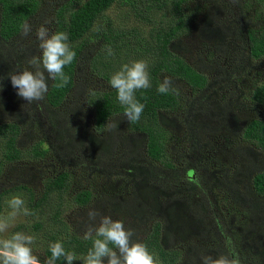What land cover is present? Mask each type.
<instances>
[{
    "label": "trees",
    "instance_id": "obj_1",
    "mask_svg": "<svg viewBox=\"0 0 264 264\" xmlns=\"http://www.w3.org/2000/svg\"><path fill=\"white\" fill-rule=\"evenodd\" d=\"M37 20L49 35L67 32L77 55L64 69L67 87L48 80L43 139L22 149L20 126L0 123V175L7 168L23 180L10 191L23 193L34 213L16 231L34 235L45 259L61 240L79 258L73 264H84L88 225L109 215L160 264H184L185 256L202 264L203 255L228 254L227 241L241 263L264 264V169L241 158L260 162L257 153L264 154V0H0L1 82L24 70L17 38L25 24L37 30ZM140 59L149 63L152 86L135 93L145 108L130 123L110 78ZM165 77L202 99L159 93ZM72 96L84 102L91 126L74 125L73 116L64 127L55 118ZM184 155L187 172L177 166ZM44 159L55 172L37 176L50 171ZM241 171L250 175L242 180ZM192 173L195 180L187 179ZM36 181L38 193L28 187ZM184 181L172 198L164 194L166 184ZM91 209L100 213L94 222Z\"/></svg>",
    "mask_w": 264,
    "mask_h": 264
},
{
    "label": "clouds",
    "instance_id": "obj_2",
    "mask_svg": "<svg viewBox=\"0 0 264 264\" xmlns=\"http://www.w3.org/2000/svg\"><path fill=\"white\" fill-rule=\"evenodd\" d=\"M31 26L25 24L23 32L27 35ZM40 41L39 48L42 55L33 56L28 64L34 70L25 69L10 75L11 84L16 88L17 95L31 103L41 101L48 92V80L58 81L56 88L67 87L71 77L64 69L76 59V51L69 43V34L57 31L49 35V30L41 26L36 31ZM110 46L107 55H113ZM47 73V76L45 75ZM110 85L117 92L119 103L124 106V117L132 122H138L144 111L145 105L137 100L135 93L141 89H149L151 78L147 60H134L125 63L120 70L110 78ZM157 91L161 94L175 93L179 95L171 78L165 77L158 85ZM117 128V124L110 126ZM11 209L5 215H0V264H41L40 259L33 253V244L36 237L24 232L16 231L9 234L15 226L18 216H31L34 213L26 206L22 193L13 194L7 201ZM100 213L91 209L88 212L90 221H96ZM134 231L125 228L122 220H113L110 216H100L99 223H90L84 233V240H91L92 246L88 249L84 264H160L158 256L150 252L143 242L133 241ZM228 254L216 257L203 255L202 264H241L239 256L232 251L231 241H227ZM51 256L44 264H56L61 258L66 264H73L79 258L73 251L65 248L64 242L57 240L49 245Z\"/></svg>",
    "mask_w": 264,
    "mask_h": 264
},
{
    "label": "rangeland",
    "instance_id": "obj_3",
    "mask_svg": "<svg viewBox=\"0 0 264 264\" xmlns=\"http://www.w3.org/2000/svg\"><path fill=\"white\" fill-rule=\"evenodd\" d=\"M46 18L47 17H43L41 20H43V19L45 20ZM41 20H37L38 22L36 21V23L34 22L33 26H35V24H37L36 25L37 28L44 26L48 29L47 25L41 24V22H40ZM31 29L32 30L27 35H25L24 32H22L20 37L17 38V39H19V43H20L18 49L21 50L24 54H26V57H24L23 60L20 62V65L24 68V70L25 69L34 70L28 64V61L33 56L39 57V52H40V48H39L40 41L37 39V36H36L37 30L33 29L32 26H31ZM45 75L47 76V73H45ZM174 85L177 88H179V95H177V96H184V98H188V99L190 97L201 98L199 96H202V94L193 93V90H191L190 88H188L185 85H181L179 83H174ZM17 91L18 90L12 86L11 81H9V77L6 78V80L4 82L0 81V123H11V124L20 126L21 135H20V139H19V144H20V147L22 149H24V148L32 147V145L34 143H37L41 140V136L43 139L47 135L48 131L46 132V130H50L49 115H48V112L46 111V109L43 108L41 101H33L31 103H28V101H26L25 99H23L22 97L17 95ZM205 94L207 95L208 93H205ZM201 99L199 101H202ZM40 105H41V107H40V109H38L37 106H40ZM75 108L77 109L78 112L73 111V109H75ZM85 110H86V107H84V102L81 100V98L79 97V99H78L77 97L72 96V97L67 99L66 103L64 104V106L62 108L56 110L55 118L57 117L60 125L64 126V127L69 126L68 121L70 122L71 118H73L72 120L74 122V117L76 119L74 125L77 124L76 126H78V127L84 126L88 123V120L86 119V116H85V112H86ZM174 113L177 114V112H174ZM88 126H91V124L88 123ZM225 126L228 127V129L231 128V122H229V120H227V119H226V125ZM213 134H215V133H213ZM42 147L45 148L44 145H42ZM241 150H244V149H241ZM257 154L261 158V160L259 159L260 162L250 161V160H252L251 156H249L247 154H244V155L240 154V155L242 158V162H244L245 165L250 162L247 165L248 168H252L251 167L252 164H254V165L257 164L259 166V168L264 169V167H263L264 166V154H262V153H257ZM198 158H199V156L195 155V158H193L192 160L197 161ZM45 160L46 159H44V163H45L44 169H50V171L49 172H43V171L39 170L37 173V176H41L42 174H53V172H55L54 166L49 165L50 161H48V160L45 161ZM82 160H87V159H82ZM188 160H189V157L187 155L182 156L180 158V160L177 162L178 168H185L186 172H187ZM261 161L263 163H261ZM38 163H40V162H38ZM35 164H37V163H35ZM85 164L86 163H84V162L82 163V165H85ZM41 165H42V163L37 164L36 168H39ZM6 169L7 168H5L4 172L0 175V192H4L3 197H2L1 206H0V215H5V214H7V212L11 211V209L8 207L7 201L12 197L13 194L21 193L20 191L11 192L10 191L11 187H13L15 182L23 183L22 182L23 180L21 181L20 177H18V176L13 177L12 172L11 171L9 172ZM35 170H38V169H35ZM246 175L249 176L250 174L242 173V171H241L240 178L242 180H245L247 177ZM194 178H195L194 173L191 174V178L187 177V179H189V180H195ZM185 183H186V181L172 183V184H166L165 186H163L162 189H163V192L166 196L172 198L176 194V193L172 194V192L176 191L178 188L185 186ZM112 186H113V184H112ZM154 186L156 187L155 190H159L160 192H162L161 191V183H156V184H154ZM28 187L32 188L33 191L36 193H38L41 190V185H40V183H38V181L33 182V183H29ZM123 196L127 197L128 195L123 194ZM141 198L145 199V196L143 194H141ZM23 199L26 202V196L23 195ZM162 208L164 209L165 207L162 206ZM72 211H73V209L69 207L68 211H67V216ZM158 215L159 214H156L155 216H158ZM106 216H109V215H106ZM218 216H219V213L214 211L213 217H218ZM149 221H151V220H149ZM158 222H162L161 219H159ZM29 224H30V222H28L26 220V217L23 215H20L16 219L15 226L9 230V234H11L12 232H16L18 226H21V225L29 226ZM24 233H26V232H24ZM26 234H29V233H26ZM37 240L38 239L36 238L35 243L32 246L33 247V253L40 259L41 264H44V261L46 259L42 254V251L40 249V244L37 243ZM186 257H188V256H185L186 262L184 264H187V261H188L186 259ZM241 264H244V263H241Z\"/></svg>",
    "mask_w": 264,
    "mask_h": 264
}]
</instances>
